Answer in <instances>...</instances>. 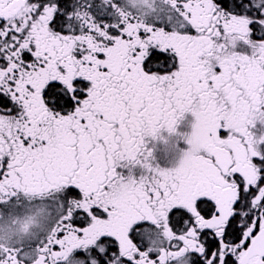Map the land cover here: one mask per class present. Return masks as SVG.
I'll return each mask as SVG.
<instances>
[{
  "label": "snow or ice",
  "instance_id": "obj_1",
  "mask_svg": "<svg viewBox=\"0 0 264 264\" xmlns=\"http://www.w3.org/2000/svg\"><path fill=\"white\" fill-rule=\"evenodd\" d=\"M0 264H264V0H0Z\"/></svg>",
  "mask_w": 264,
  "mask_h": 264
},
{
  "label": "flooded vegetation",
  "instance_id": "obj_2",
  "mask_svg": "<svg viewBox=\"0 0 264 264\" xmlns=\"http://www.w3.org/2000/svg\"><path fill=\"white\" fill-rule=\"evenodd\" d=\"M166 146H164V145H160V148H159V151L161 152V153H164V152H166Z\"/></svg>",
  "mask_w": 264,
  "mask_h": 264
}]
</instances>
